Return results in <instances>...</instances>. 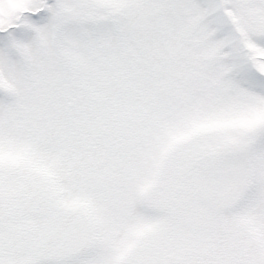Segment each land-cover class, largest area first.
Segmentation results:
<instances>
[{
  "label": "snow or ice",
  "instance_id": "obj_1",
  "mask_svg": "<svg viewBox=\"0 0 264 264\" xmlns=\"http://www.w3.org/2000/svg\"><path fill=\"white\" fill-rule=\"evenodd\" d=\"M0 264H264V0H0Z\"/></svg>",
  "mask_w": 264,
  "mask_h": 264
}]
</instances>
